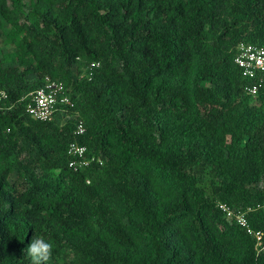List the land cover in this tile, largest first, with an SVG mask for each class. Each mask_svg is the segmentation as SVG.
<instances>
[{
  "label": "trees",
  "instance_id": "1",
  "mask_svg": "<svg viewBox=\"0 0 264 264\" xmlns=\"http://www.w3.org/2000/svg\"><path fill=\"white\" fill-rule=\"evenodd\" d=\"M240 44L264 46V0H0V264L38 237L47 264H264L220 207L264 226V81L246 89ZM47 76L73 107L41 121Z\"/></svg>",
  "mask_w": 264,
  "mask_h": 264
},
{
  "label": "built area",
  "instance_id": "2",
  "mask_svg": "<svg viewBox=\"0 0 264 264\" xmlns=\"http://www.w3.org/2000/svg\"><path fill=\"white\" fill-rule=\"evenodd\" d=\"M235 63L239 67L243 77L253 79V83L246 87L248 92L255 93L258 86L264 81V46L254 44H240L235 56ZM94 64H92L93 66ZM97 65V63L95 64ZM26 104V112L33 118L41 121L51 120L61 105L73 107V103L66 93L64 84L48 76L44 84L31 91ZM85 131L82 120L76 124L74 133L80 135ZM68 154L71 156L69 165L74 169L87 166L94 158L86 156V147L77 141H72L68 148ZM220 207L226 211L227 216L235 217L236 221L245 228L246 232L252 235L258 245V251H264V226L254 230L248 222L245 211H234L220 204ZM264 211V202L259 205Z\"/></svg>",
  "mask_w": 264,
  "mask_h": 264
},
{
  "label": "clouds",
  "instance_id": "3",
  "mask_svg": "<svg viewBox=\"0 0 264 264\" xmlns=\"http://www.w3.org/2000/svg\"><path fill=\"white\" fill-rule=\"evenodd\" d=\"M53 249L54 244L46 241L43 237L31 240L27 247L31 264H47L52 257Z\"/></svg>",
  "mask_w": 264,
  "mask_h": 264
}]
</instances>
